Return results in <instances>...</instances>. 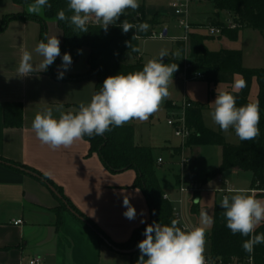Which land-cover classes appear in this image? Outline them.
<instances>
[{"label": "crops", "instance_id": "1", "mask_svg": "<svg viewBox=\"0 0 264 264\" xmlns=\"http://www.w3.org/2000/svg\"><path fill=\"white\" fill-rule=\"evenodd\" d=\"M142 1L146 3V13L149 17L159 13L162 19L166 20L158 30L167 29L168 36L169 16L172 14L175 17L171 7V2L174 0H139V2ZM207 1L193 4V23L207 22L211 16L210 12H207L205 17L200 18L198 8ZM20 9L11 0H1L0 24L4 15L17 13ZM48 25H52L51 30L61 44L63 42L61 28L54 21H49ZM203 30L206 29L199 27L194 29L195 32L211 36L209 33H202ZM217 37L216 39L230 40L225 36ZM178 38L180 37L172 40L180 41ZM216 39L206 41L209 49H211L210 42ZM41 40V25L35 20H11L0 32V157L42 173L51 180L54 188L56 187V192L36 174L11 167L9 163L0 161V264H29L32 260H40L41 264H136L140 255L139 248L133 251L130 248L114 245L127 242L133 231L143 226L150 217L144 193L133 186L136 172L131 169L118 173L110 172L97 153L89 154L90 145L84 139L76 141L70 148L53 151L48 146L42 145L35 133L31 131L32 121L38 112L42 113L46 109H51L53 117L58 119L61 113L69 111L75 113L79 110L81 103L87 105L92 96L96 94L94 78L58 79L46 71L18 77L17 68L21 51L27 49L33 52V62L38 63L42 58L35 54L34 49ZM81 50L84 51L85 63L81 66H77V62L73 63L64 72V76L84 73L87 70L88 50L86 48ZM61 57L62 54L57 58ZM140 57L142 59L141 55ZM259 68H264V66L255 69ZM58 70H60V64H57L56 74ZM255 79L257 80L256 77ZM224 85L226 86L225 91H228L230 85ZM167 101H174L166 99L162 104L169 116L167 107H165ZM9 102L22 103L23 121L19 127L5 125L4 109ZM202 105L204 106L202 111L204 121L208 106ZM134 121L130 122L133 123L135 129ZM237 139L235 143L239 142V137ZM135 144L142 145L136 141ZM179 147L171 143L165 146L167 148L165 151L169 156L168 166L176 164V159L182 154ZM157 156V160L158 158L163 159L162 163L157 162V166L163 165L166 162L163 153L157 152ZM221 161L222 151L220 163L208 167L201 181L208 172L218 168ZM227 174H244L249 177V183L247 186L238 187L234 180L226 177ZM217 176L227 178L235 188L254 190L251 188L252 173L249 171L231 168L218 173L206 184L216 182L218 185L214 188L225 187V184L219 182ZM160 185L164 193L173 201L179 197L176 178H170L167 187H163L161 183ZM206 192L211 193L212 191ZM212 194L215 197H222L219 193L212 192ZM125 195L136 209L137 215L133 220L123 215L126 211L123 206ZM63 196L77 208L78 212L95 224L110 241L102 240L91 226L82 221L83 219L81 220L68 207L62 211L61 221L58 223L59 216L55 209L65 202ZM191 198L193 200L192 195ZM196 199H199L198 203H200L202 194L197 195ZM217 201H214L213 211ZM198 203L194 202V204ZM17 219H21L22 223L14 224L13 221ZM142 219L145 223H141Z\"/></svg>", "mask_w": 264, "mask_h": 264}, {"label": "trees", "instance_id": "2", "mask_svg": "<svg viewBox=\"0 0 264 264\" xmlns=\"http://www.w3.org/2000/svg\"><path fill=\"white\" fill-rule=\"evenodd\" d=\"M21 9L14 14H6L0 24V32L3 31L8 23L14 19L35 20L41 25V39L45 40L47 22L54 21L63 32V42L60 44L61 54L69 53L72 57V63L78 59L79 52L82 48L88 50L87 64L88 68L84 73L63 76L62 79L73 78L76 80L94 78L96 80V93L103 86V81L108 76H114L119 73L128 74L142 70L145 62L140 57L139 51H132L126 44L131 42L135 48L139 47L142 39L151 38V33L157 31L161 24L166 20L162 15L156 13L148 16L146 13L145 1L140 2L137 11L128 9L126 14L120 18V21L127 19L130 23L139 24L146 21L150 28L147 32L139 33V40H132L136 30L132 29L124 33L119 26L110 25L105 32L96 23H89L88 32L82 33L74 31L68 21L57 19V13L63 9L67 16L72 13L68 10V0H49L51 8H45L40 15L29 14L27 5L34 0H11ZM211 4V16L207 22L195 24L194 29L207 26H221L223 28L220 36H225L232 41L239 38L240 31L243 29L257 30L264 36V0H208ZM231 14L238 27L231 29L226 26V20L222 14ZM117 22V25L120 23ZM214 39L212 36L203 35L194 30L189 35V42L185 44L176 41L177 47L181 54L187 55V58L169 57L167 63L178 64V71L186 74L187 80L202 79L208 84L217 85L220 83L230 85L228 92L236 95L237 106L248 103H258L260 110L259 129L260 134L253 140L230 143L226 141L221 130H214L207 127L203 121L202 111L204 106L199 103H192V106L186 109V122L192 129V133L186 142V146H219L222 151V161L218 168L207 173L204 182L213 179L218 173L231 168H237L252 173L251 188L259 191L258 195L264 194V68L247 69L243 66V52L239 49L220 48L211 50L207 47L206 41ZM46 42V41H45ZM131 54L135 61L127 62V56ZM188 61L187 63L185 61ZM56 64H62V57L55 61ZM186 64L188 68L185 69ZM52 66H49L46 73L58 78V74L53 73ZM201 73L202 78H195L194 74ZM240 74L247 82V86L237 92H234L231 85L234 82L235 75ZM258 80V98L257 102L250 100V93L253 78ZM178 105V104H176ZM172 106V102L167 101L165 107ZM179 107V105L177 106ZM4 121L7 127H19L23 121V106L20 102H9L5 105ZM133 121V120H132ZM90 145L89 154L97 153L105 167L112 173H118L125 170H134L136 177L133 186L141 189L144 193L150 210L149 220L143 226L135 229L130 239L115 246L134 249L138 246L144 230L148 224L153 222L162 225H170L173 217V205L164 198V191L159 183L157 176V149L151 146L135 144V129L131 122L123 126H111V130L102 136L88 137L84 136ZM167 148H160L165 151ZM0 161L9 163L11 167L30 171L41 178L45 183L51 185V180L42 173L32 170L17 162H9L1 158ZM56 188V187H55ZM60 192V190H59ZM264 196V195H263ZM61 205L55 209L58 217V223L61 221V213L67 207L72 208L77 216L86 224H90L102 240H109L103 232L97 228L77 208L63 196ZM221 201L214 205L211 230L207 233V240L210 243V253L212 257H219L225 261L232 259H246L252 256L254 264H264V244H257L252 253L246 252L242 245L247 237L240 234L233 235L226 227V220L223 215V209L220 206ZM256 234L264 233V222L255 230ZM110 241V240H109ZM112 243V242H111Z\"/></svg>", "mask_w": 264, "mask_h": 264}, {"label": "clouds", "instance_id": "3", "mask_svg": "<svg viewBox=\"0 0 264 264\" xmlns=\"http://www.w3.org/2000/svg\"><path fill=\"white\" fill-rule=\"evenodd\" d=\"M139 7V0H68V10L72 15L67 16L61 9L57 13V19L68 21L74 31L82 33L88 32L89 23L98 24L105 32L110 25L119 26L124 33L135 29L136 34L132 40H139V33L147 32L150 25L146 21L139 24L130 23L127 19L120 21L128 9L135 12ZM45 8H51L49 0H34L27 5V12L40 15ZM118 21L120 23L117 25ZM126 44L132 51H139L131 42L126 41ZM80 51L82 50H78ZM34 52L42 58L35 64L33 52L27 49L21 51L18 77L46 71L61 56L60 40L55 35L46 34L45 40L36 45ZM166 56L167 51L161 50L159 58L148 60L142 70L108 76L103 81L101 90L92 96L90 103H81L75 113H61L56 119L51 109L38 112L32 121L31 131L42 145L57 151L70 148L84 136H102L113 125L120 127L132 120L147 121L160 111L163 102L169 98V85L173 83V74L179 70L176 63L162 62V58ZM71 63V55L64 53L58 79L63 78ZM246 86V80L236 79L233 91L238 93ZM210 104L213 106L211 119L221 131L234 129L241 141L253 140L260 134L258 103L237 106L236 95L228 91H217L216 98ZM228 191L231 195H224L220 203L226 227L233 235L247 237L242 247L246 252L252 253L257 244H264V233L256 234L255 231L264 222V200L256 197L255 190L235 188ZM123 206L126 208L123 215L129 220L135 219L136 209L127 195L124 196ZM141 223L145 221L142 219ZM213 223L214 218L202 209L200 223L196 226L185 224L181 227L175 219L170 225L156 222L148 224L144 230L145 238L138 243L140 255L136 264H209L205 257L204 226H211Z\"/></svg>", "mask_w": 264, "mask_h": 264}, {"label": "rangeland", "instance_id": "4", "mask_svg": "<svg viewBox=\"0 0 264 264\" xmlns=\"http://www.w3.org/2000/svg\"><path fill=\"white\" fill-rule=\"evenodd\" d=\"M208 2V1H207ZM205 2L202 6H199L198 10L200 13V18L205 17L207 12H211V4ZM1 3V0H0ZM223 19L232 21L236 23L233 15L223 13ZM198 19V18H197ZM39 23V22H38ZM46 33L48 36L54 35L53 30H51L52 25H48ZM169 34L165 38H148L142 39L139 42V53L142 56L143 62H147L150 59H158L159 53L161 50H166L168 53L167 58L169 57H179L186 58V56L182 55L180 50L177 47L176 41H173V38L182 37L185 34L184 29L178 26L177 19L172 16H169ZM159 28V27H158ZM202 33H209L208 30H203ZM218 38L217 36H214ZM211 49H219V48H229V49H239L243 52V66L247 69H255L258 67L264 66V37H262L259 31L253 29H243L240 31L239 38L235 41L228 40L225 38L216 39L215 41H211L209 44ZM57 58L56 60H59ZM55 60V61H56ZM85 55L84 51L79 52V56L77 59V66L83 65L85 63ZM135 58L128 54L127 62L132 63ZM53 73H56L57 64L54 62L52 65ZM242 78L240 74L235 75L234 81L236 79ZM234 83V82H233ZM226 86L224 84H219L217 86L209 85L207 82L197 79V80H186L184 73H180L178 75L173 76V83L169 85L170 96L167 99H171L172 106L167 107L169 113L173 115L178 114L181 109L177 107L179 104L184 102V100H191L193 102H200L208 106L205 115L204 121L206 126L211 127L215 130H220L219 126L216 125L210 116V112L212 110V105L210 104L216 98L217 91H225ZM233 90V84L231 86ZM258 83L255 78H253L250 100L252 102H257L258 98ZM210 107V108H209ZM168 114L166 110L161 105L160 111L153 114L152 117H149L147 121H138L135 120V141L142 145H148L156 147L157 152L163 153L166 162L163 165H158L157 173L159 177L160 183L163 187H167L171 179L176 178V185L178 186L183 178L186 181H196L200 184H203L207 187H216L218 183L212 182L211 184H206L204 180L201 181L204 176L205 170L208 167L217 165L221 160V148L219 146H193L191 149H187L188 146L182 143V138L176 136L174 129L167 123ZM223 132L226 141L230 143H235L238 141V137L235 134L234 130L231 128L227 132ZM169 143L174 146H180L179 149L182 150V154L178 156L176 159V164H172L168 166V153L167 151H161L160 148L167 146ZM181 156L188 157L191 161L185 165L184 167L180 165ZM183 171V177H182ZM170 177V178H169ZM229 179L234 180L236 186H247L249 180L246 175H230L227 174ZM255 190L256 197L258 199L264 200V194L261 196L258 195L259 191ZM202 199L200 203L194 204L190 193H186L183 196V213H184V222L191 226L199 225L200 223V212L201 210L208 211L209 215L213 217V204L214 201H221L222 197H215L212 192L208 193L206 191H202ZM179 195V194H178ZM262 197V198H259ZM205 232L209 233L211 230V226H204ZM211 247L209 242L206 240L205 245V254L210 253Z\"/></svg>", "mask_w": 264, "mask_h": 264}, {"label": "built area", "instance_id": "5", "mask_svg": "<svg viewBox=\"0 0 264 264\" xmlns=\"http://www.w3.org/2000/svg\"><path fill=\"white\" fill-rule=\"evenodd\" d=\"M204 0H174L171 2V7L174 11V15L177 19L178 26L182 29H184L185 34L178 38L180 41L184 42L185 44H188L189 42V35L194 30L193 27V21H192V6L195 3L201 2ZM181 21H184L182 24ZM226 26L228 28L234 29L238 27L237 23H234L232 21H226ZM200 28H205L208 30L209 35L211 36H220L222 34L223 28L221 26H213L208 24L207 26H203ZM167 35L164 34L163 30H157L153 31L151 33V38H165ZM187 58V55H186ZM188 62L187 60L185 61ZM188 64H186V68H188ZM184 76L186 78V74L184 73ZM195 78H202L203 75L201 73L194 74ZM179 105V104H178ZM192 106V102L189 100H184V102L179 105V111L178 114L173 115L172 113H169V118L167 123L174 129L176 136L182 138V143L186 145V142L188 138L190 137L192 133V129L187 125L186 122V109ZM163 159L158 158L157 162L160 164L162 163ZM191 161L190 158L181 156L180 165L185 166ZM217 179L219 182L225 184V187H219V188H209L205 187L203 184H200L196 181H186L184 178L181 180V182L178 185V193L179 197L176 200H172L167 194H164V198L168 199L172 205H173V217L175 220L179 222V226H183L186 223L184 222V213H183V196L186 193H190L193 196V201H196V196L199 195L202 191H212L215 193H219L222 195H228L229 189H235L233 184L227 179L223 178L222 176H217ZM175 203V204H174ZM18 221V222H17ZM14 224L18 225L22 223L21 219H17L13 221ZM187 225V224H186ZM206 240H207V233H206ZM206 259L208 260L209 264H254L252 256L246 258V259H232L225 261L222 258L219 257H212L209 254H205ZM29 264H41L40 260H32L29 262Z\"/></svg>", "mask_w": 264, "mask_h": 264}, {"label": "water", "instance_id": "6", "mask_svg": "<svg viewBox=\"0 0 264 264\" xmlns=\"http://www.w3.org/2000/svg\"><path fill=\"white\" fill-rule=\"evenodd\" d=\"M164 34L167 35V29L164 30ZM167 61H168V58H167V57H163V58H162V62H163V63H165V62H167ZM50 187L56 192V190H55V188H54L53 186L50 185ZM196 202L198 203V202H199V199H196ZM68 208H69L72 212H74V213L76 214V212H75L72 208H70V207H68ZM76 215H78V214H76ZM78 216H79V215H78ZM80 218H82V217H80ZM82 219H83V218H82ZM88 225L91 226L90 224H88ZM144 238H145V236H144V233H143V235H142L140 241H142ZM137 249H138V246H137L136 248L132 249V250L135 251V250H137Z\"/></svg>", "mask_w": 264, "mask_h": 264}]
</instances>
